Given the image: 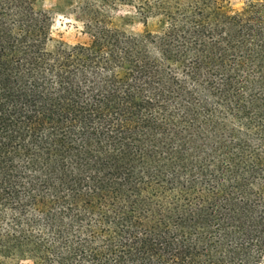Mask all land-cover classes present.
<instances>
[{
	"label": "trees",
	"instance_id": "1",
	"mask_svg": "<svg viewBox=\"0 0 264 264\" xmlns=\"http://www.w3.org/2000/svg\"><path fill=\"white\" fill-rule=\"evenodd\" d=\"M58 1L0 0V264H264V0Z\"/></svg>",
	"mask_w": 264,
	"mask_h": 264
},
{
	"label": "rangeland",
	"instance_id": "2",
	"mask_svg": "<svg viewBox=\"0 0 264 264\" xmlns=\"http://www.w3.org/2000/svg\"><path fill=\"white\" fill-rule=\"evenodd\" d=\"M248 0H229V8L239 11ZM43 7L51 14V37L55 42L67 45L87 44L88 37L83 33L82 24L68 8L58 0H43ZM113 27L128 34L138 35L144 30L135 10L129 6H120L112 18ZM26 264V263H24Z\"/></svg>",
	"mask_w": 264,
	"mask_h": 264
}]
</instances>
